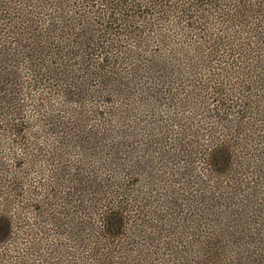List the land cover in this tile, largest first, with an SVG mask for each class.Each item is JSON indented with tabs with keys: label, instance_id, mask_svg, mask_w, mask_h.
<instances>
[{
	"label": "trees",
	"instance_id": "obj_1",
	"mask_svg": "<svg viewBox=\"0 0 264 264\" xmlns=\"http://www.w3.org/2000/svg\"><path fill=\"white\" fill-rule=\"evenodd\" d=\"M0 264H264V0H0Z\"/></svg>",
	"mask_w": 264,
	"mask_h": 264
}]
</instances>
